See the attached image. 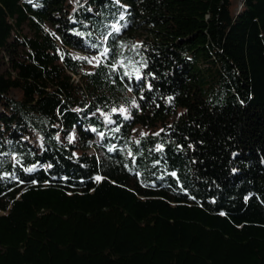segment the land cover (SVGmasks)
Masks as SVG:
<instances>
[{
  "label": "trees",
  "instance_id": "16d2710c",
  "mask_svg": "<svg viewBox=\"0 0 264 264\" xmlns=\"http://www.w3.org/2000/svg\"><path fill=\"white\" fill-rule=\"evenodd\" d=\"M0 264H264V0H0Z\"/></svg>",
  "mask_w": 264,
  "mask_h": 264
},
{
  "label": "snow or ice",
  "instance_id": "6c2138e0",
  "mask_svg": "<svg viewBox=\"0 0 264 264\" xmlns=\"http://www.w3.org/2000/svg\"><path fill=\"white\" fill-rule=\"evenodd\" d=\"M119 2H120V0H117V3H119ZM124 7L126 8V7H128V5H124ZM121 15H124V13H121ZM119 30H120V27L118 26V27L116 28V31H119ZM71 31H73V32H77V29L73 28V29H71ZM78 34L81 35V36H84V35H85L84 32H79ZM102 39H103V37H102ZM121 43H123V42H121ZM137 43H139V42H137ZM91 47L95 48V47H97V46H96V45H91ZM133 47L135 48L136 45H133ZM108 53H109V49L105 46V47H103V51H102V52H98L95 56H80L79 54H72V53H69L68 55H71V56L73 57V59H85V60H87L90 64H92V63L100 64V63L102 62V58L106 57V56L108 55ZM61 58L63 59V56H62ZM124 60H125V57L120 56L119 59H118V60H114V61L109 65V67H110L111 69H117V67H118V63H119V64H124ZM129 63H131V61H129ZM124 68H125V74H126L127 76H129V77H131L132 72H135L137 80H140V77L143 75V74L140 72V70H139L138 67H137V68H133L131 71H129L127 65L125 64V65H124ZM85 71H87V72H91V71H93V69H87V70H85ZM149 75H154V74L149 73ZM141 82H143V81H141ZM147 87H148V88H151L152 85L149 83V84H147ZM140 91H141V95H142V93H143V89H141ZM132 104L138 107V102H137V100H136L135 98H132ZM112 111H114V112H115V111H121V112H125V113L127 112V110L124 109L123 106H121L120 109L113 108ZM106 118H107V114H106ZM156 134H157V133H153V135H156ZM101 135H103V133H101ZM141 135H147V133L141 131ZM70 138H71V137H70ZM137 143H139V141H137ZM159 147L162 148L163 145H159ZM13 155L15 156L16 154L13 153ZM233 155H236V153H233ZM35 167H36V165H31V166L28 168V170L31 171V170L34 169ZM233 171H236V169H233ZM3 175L7 176V175H10V174H9V173H4ZM172 175H173V176H176V172H175V170L172 171ZM17 179H18V177H17ZM95 179L100 180V179H102V177H101L100 175H97V176H95ZM177 182H179V181H177ZM182 190H183L184 192H188V189H187V188H183ZM249 195H251V194H249ZM212 199L214 200L215 198L213 197ZM245 199H247V197H245ZM222 214H225V213H222Z\"/></svg>",
  "mask_w": 264,
  "mask_h": 264
},
{
  "label": "rangeland",
  "instance_id": "374dc122",
  "mask_svg": "<svg viewBox=\"0 0 264 264\" xmlns=\"http://www.w3.org/2000/svg\"><path fill=\"white\" fill-rule=\"evenodd\" d=\"M72 52H73V54H79L80 56H95V55L97 54V53H95V52H91V53H89V54H86V53H84V52L77 51V50H73ZM88 64H89V66H93V65H95V63L90 64L89 62H88ZM136 129H137L138 133H141V131L144 132V130L141 129V128H139V127H137ZM89 151H91V149H89Z\"/></svg>",
  "mask_w": 264,
  "mask_h": 264
}]
</instances>
